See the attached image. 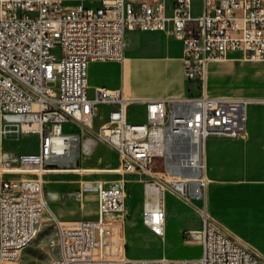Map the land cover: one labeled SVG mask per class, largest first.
<instances>
[{"label": "built area", "instance_id": "obj_1", "mask_svg": "<svg viewBox=\"0 0 264 264\" xmlns=\"http://www.w3.org/2000/svg\"><path fill=\"white\" fill-rule=\"evenodd\" d=\"M0 0V142L35 136L36 154L0 152V263L19 261L40 232L42 216L56 225L47 264H264L210 221L204 204L203 149L210 137L243 139L251 99L206 93L207 68L231 52L264 62V0ZM98 7H86V2ZM166 33L182 44V76L200 95L133 102L121 90L88 92L91 62L124 61L127 32ZM58 82L57 91L51 87ZM145 106L129 123L127 107ZM112 109L96 130L99 106ZM69 126L68 130L65 127ZM104 144L119 158L106 185L83 181L73 197L95 193L94 220L61 221L48 208L43 176L75 168ZM176 144L187 156L171 159ZM126 174L141 177V222L164 234V198L202 203L201 254L195 259L134 260L125 255Z\"/></svg>", "mask_w": 264, "mask_h": 264}, {"label": "crops", "instance_id": "obj_2", "mask_svg": "<svg viewBox=\"0 0 264 264\" xmlns=\"http://www.w3.org/2000/svg\"><path fill=\"white\" fill-rule=\"evenodd\" d=\"M172 3L173 0H165L168 13H171ZM67 4L75 5L77 3L73 0H67ZM84 5L92 8L98 7L96 3L90 1ZM201 6L202 1L200 0L198 8L196 9L194 7V0H192L191 15L194 17L199 16ZM133 33L144 35L141 39L140 37H134L135 39H133L137 50L136 52H131L130 48H127L125 51L124 48V61L122 63L101 61L89 63L87 82L90 95L93 89L96 88H105L114 91L121 90L124 96L133 102L155 100L165 97L200 95V86L198 83L186 82L183 79L181 64L182 44L180 41L166 33H143L134 31L126 33L125 45L127 36ZM129 37L132 36L129 35ZM225 61L241 62L248 66L240 69L242 78L237 83L223 82L219 77H217L219 81L215 83V81H211L214 75L220 72H227L228 70H234L236 72V68L226 65L220 66L219 63L221 62L209 64L207 68L208 81H206V93L211 97L233 96L249 98L251 99V103L247 108L246 133L243 139L210 137L204 144V175L207 180L204 189V204L209 221L219 231L255 254L258 259L264 262V64H254L256 62L244 61L242 59V53L240 52L229 53ZM132 105L140 107L141 116L139 118L129 113L128 109ZM111 109L110 106H99L93 119V125L97 120L100 122L97 126L98 128L106 121ZM126 120L129 123L144 122L145 106L141 103L129 105L127 107ZM68 129L69 126H66L65 130ZM79 169L82 170V168ZM111 171L103 172L114 174ZM132 175L137 178L135 182L138 186V201L140 202L141 211V179L143 177L137 174H126L124 176L126 181L125 209H127V193L129 187L131 189L132 186L128 177ZM115 176V180H117L119 176L117 174ZM83 181L88 180L80 181L74 191L78 189L79 184ZM98 181H102L106 185L113 182L107 180ZM87 194L95 196V218L61 221L96 219V194ZM87 194H84V196ZM168 195L170 194L167 193L164 198L165 215ZM177 203L180 207H185L179 201ZM194 204L202 205L199 202H194ZM192 211L194 213L196 212L194 209ZM140 224L143 225L141 216ZM200 224L202 228L201 218ZM184 228L182 225L181 230ZM124 237L126 255V221Z\"/></svg>", "mask_w": 264, "mask_h": 264}, {"label": "rangeland", "instance_id": "obj_3", "mask_svg": "<svg viewBox=\"0 0 264 264\" xmlns=\"http://www.w3.org/2000/svg\"><path fill=\"white\" fill-rule=\"evenodd\" d=\"M200 0H194V7L198 8ZM132 36V37H129ZM126 38L125 51L130 48L131 52H136L134 37H141L144 34H129ZM132 38V40H131ZM130 54V53H128ZM253 64V63H252ZM264 64V63H254ZM220 66L226 65L235 67L234 70L220 72L212 77L211 81L233 82L241 80V68L248 66L245 63L224 61ZM250 66V65H249ZM232 69V68H231ZM219 77V79H217ZM228 80V81H227ZM134 81V80H133ZM208 81V77H207ZM210 81V79H209ZM57 91L58 82L51 85ZM130 114L139 118L141 109L132 105L128 109ZM95 121L93 128L98 124ZM6 152L12 157L18 155L36 154L38 151L37 138L35 136H12L0 142V152ZM117 154L104 144H99L94 151L85 157L79 158L75 166L82 169H98L99 171H111L119 167ZM115 174L105 172H80V173H50L43 177V192L47 205L60 220L68 219H93L96 215L95 196L87 194L81 201L73 197V191L82 180L113 181ZM132 183L128 190L127 218H126V255L134 260H153L162 257L170 259H195L201 254V224L198 204H187L176 195H168L166 200V215H164V234L158 236L148 228L140 224V202L138 201V186L136 176L128 177ZM179 201L183 206L180 207ZM190 206V207H189ZM195 210L196 214L192 211ZM42 225L38 236L23 251L19 261L8 264H47L55 254L50 242L55 238L56 225H51L47 221V214L42 216ZM182 225L185 227L181 230Z\"/></svg>", "mask_w": 264, "mask_h": 264}, {"label": "bare ground", "instance_id": "obj_4", "mask_svg": "<svg viewBox=\"0 0 264 264\" xmlns=\"http://www.w3.org/2000/svg\"><path fill=\"white\" fill-rule=\"evenodd\" d=\"M187 156V145L186 144H176V151L171 152V159H179V157ZM79 172H103L98 169H79L77 167L72 169H66L62 171H51V173H79ZM110 172V171H108ZM55 225V224H51ZM11 262H1L0 264H8Z\"/></svg>", "mask_w": 264, "mask_h": 264}]
</instances>
